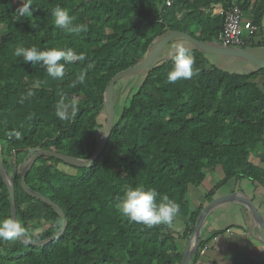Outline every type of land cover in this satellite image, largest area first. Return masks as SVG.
Here are the masks:
<instances>
[{"label": "trees", "instance_id": "1", "mask_svg": "<svg viewBox=\"0 0 264 264\" xmlns=\"http://www.w3.org/2000/svg\"><path fill=\"white\" fill-rule=\"evenodd\" d=\"M20 2L0 0V160L12 183L16 220L34 241L61 225L53 208L20 186V169L36 148L89 158L101 128L97 116L104 110L108 81L138 62L153 39L182 31L218 44L229 7L249 12L258 32L264 15V0H32V16L15 19ZM213 5L220 6L218 14L211 15ZM58 6L88 31L58 29L51 15ZM251 37L240 47L253 46ZM21 45L40 51L71 49L86 59L66 64L65 76L58 80L39 63L15 57L14 49ZM255 46H264V40ZM190 52L196 70L190 80L166 82L171 53L159 59L161 53L143 71L139 85L115 111L106 144L88 168L67 165L72 175L58 169L62 162L52 156L33 162L25 185L58 205L66 227L42 246L0 240V264H179V243L191 234L203 207H192L190 190L209 172L218 168L222 178L207 192L206 202L231 179L264 186V167L251 160L260 155L264 163V68L227 72L209 64L202 51ZM82 72L85 80L78 83ZM62 99L77 107L74 120L56 116ZM127 186L155 188L158 203L164 196L178 202L181 233L167 225L147 228L121 216L117 206ZM7 219L9 191L0 177V222ZM203 245L199 239L189 264ZM230 264H264V258L239 254Z\"/></svg>", "mask_w": 264, "mask_h": 264}, {"label": "clouds", "instance_id": "2", "mask_svg": "<svg viewBox=\"0 0 264 264\" xmlns=\"http://www.w3.org/2000/svg\"><path fill=\"white\" fill-rule=\"evenodd\" d=\"M32 0H22L21 6L17 9L18 17L32 16ZM51 15L54 17V25L69 34L87 32L86 24L74 25V18L70 16L65 8L56 7L52 10ZM14 56L22 58V61L32 65L39 63L46 71L48 76L62 80L66 73V64H71L76 60L83 61L86 56L81 53L77 55L71 49L49 48L40 51L37 47L18 46L14 49ZM173 65L168 71L166 82L174 84L177 80H190L196 75L193 65L195 58L191 55L190 49L184 44H177L171 54ZM63 61L64 63H61ZM85 73H81L77 78L78 83H83ZM35 87L40 86V81H36ZM29 95H32L30 92ZM78 109L73 105H68L64 100H60L56 105V116L61 121L74 120ZM20 138V133L15 134ZM159 195L155 188H144L127 186L123 192V198L120 200L117 211L127 218L130 222L142 224L147 228H153L159 225H167L171 227L179 216L181 208L180 204L167 196L163 197L161 202H157ZM26 229L14 218L0 222V240L3 241H25Z\"/></svg>", "mask_w": 264, "mask_h": 264}, {"label": "water", "instance_id": "3", "mask_svg": "<svg viewBox=\"0 0 264 264\" xmlns=\"http://www.w3.org/2000/svg\"><path fill=\"white\" fill-rule=\"evenodd\" d=\"M174 39L185 40L188 43V45L186 46L189 49L199 50L206 54L235 57L242 61V64L246 69L251 70V71L259 69V68H264V58H258L244 48L229 47L223 44H211V43L203 42L201 40H198V39H195L189 36L188 34L182 31H171V32H168L160 36L159 38L153 39L152 41L153 45L143 53L141 59L138 62H136L134 65L124 70H121L115 73L108 81L105 87V90L103 92V103H104V109H105L104 125L101 131L97 130L96 132L98 136L97 143L89 158L79 159V158L71 157L69 155H66L60 152H54L48 149H42L38 147L34 150V153L26 160L23 167L20 169V173H19L20 181L19 182H20V186L23 192L26 193L28 196L35 198L49 205L51 208H53L56 211V213L59 215L61 219L60 227L58 228L57 231L52 233L49 237L43 240H40V241L30 240L27 237H25V241H21L22 243L30 244L34 246H42L46 244L47 242L57 238L64 231L66 227L65 216L63 212L61 211V209L58 207V205L53 203L49 198L39 193H36L35 191L30 190L25 185L24 183L25 175L28 172L30 166L33 164V162L38 157L48 155V156H52L58 159L62 163L68 166H71V167L88 168L102 152L106 144V141L110 135L113 123H114L115 110H114L113 93H114L115 83L123 77L129 76L134 73L143 72L146 69L150 68L151 65L157 59V57L161 54L166 44ZM171 57L172 56L169 55V58ZM0 177L9 191L10 217L16 220L14 193H13L12 183H11L10 177L8 176V174L6 173L2 165L1 160H0ZM225 203H238L242 205L249 213V216L252 222L258 225L259 227L264 228V218L258 213L253 203L251 202V200L246 194L242 192H231L228 194L216 196L213 199H211L209 202H207L201 208V211L197 215L192 232L189 235L188 242L185 245V248L181 254L179 264H189L190 263L192 256L197 249L201 227H202V224L206 216L215 207L221 204H225Z\"/></svg>", "mask_w": 264, "mask_h": 264}, {"label": "crops", "instance_id": "4", "mask_svg": "<svg viewBox=\"0 0 264 264\" xmlns=\"http://www.w3.org/2000/svg\"><path fill=\"white\" fill-rule=\"evenodd\" d=\"M219 12L220 6L213 5L211 15L218 14ZM242 16L245 21L250 22L252 19L249 12H243ZM242 34L244 36L250 35L247 30H243ZM251 36L253 46L246 47V50L258 58H264V46H255L264 40V15L261 20L260 31L255 30ZM181 43L187 45V42L183 39L173 44L177 45ZM174 49L175 47L172 51ZM240 65L244 67L242 61H240ZM253 163L255 162L253 161ZM255 164L264 167V163ZM221 178V170L216 168L205 176L199 186L193 187L190 190L191 205L193 208L198 205L204 206L207 203L205 199L207 192ZM211 182L213 185L209 184ZM231 192H242L246 194L258 213L264 218L263 185L256 184L247 179H231L216 190L214 197ZM172 227L174 231L177 230V233H181L183 230V219L177 217ZM188 237L179 243L183 250L188 242ZM199 239L204 242V245L197 259L192 264H230L232 259L239 254H247L252 258H264V228L253 223L247 210L238 203L221 204L211 210L202 224Z\"/></svg>", "mask_w": 264, "mask_h": 264}, {"label": "rangeland", "instance_id": "5", "mask_svg": "<svg viewBox=\"0 0 264 264\" xmlns=\"http://www.w3.org/2000/svg\"><path fill=\"white\" fill-rule=\"evenodd\" d=\"M19 4H21V2ZM2 33H3L2 29H0V34H2ZM179 40L180 39H174V41H176V42ZM176 42H172L170 45H167L166 48L164 50H162V52H161L162 54L158 58L162 59V58L168 56L171 53L172 49L176 46L175 45ZM173 43H175V44H173ZM204 56L206 57L207 62H209V64L212 63V64L216 65L217 67H219L221 70H224L227 72L243 73V71H245V69H246L245 67H242L240 65V60L235 58V57L219 56V55L217 56V55L206 54V53L204 54ZM158 61H160V60H158ZM143 75H144V72L134 73V74H131L129 76L121 78L115 84L113 97H114V105H115L114 110L116 111V113H118V111L123 106V104H125V101H126L128 94H130L132 92V90L135 89L139 85ZM104 119H105V109L100 111L98 116H97L98 123L101 125V128L99 129V131L102 130V127L104 125ZM259 158H260V155H257L255 157H251V160L254 161L255 163H261ZM56 166L61 171H65L67 173L69 172L70 174L73 173V170L63 163H59ZM209 184L213 185L212 182ZM177 225H178V223H177ZM172 229H173V227H172ZM175 230H176V227H175Z\"/></svg>", "mask_w": 264, "mask_h": 264}, {"label": "built area", "instance_id": "6", "mask_svg": "<svg viewBox=\"0 0 264 264\" xmlns=\"http://www.w3.org/2000/svg\"><path fill=\"white\" fill-rule=\"evenodd\" d=\"M243 30H247L251 35L256 28L243 19L242 12L237 6L229 7L224 15L222 28L217 34L218 44L241 48L240 46L245 45L250 37V35L244 36Z\"/></svg>", "mask_w": 264, "mask_h": 264}, {"label": "flooded vegetation", "instance_id": "7", "mask_svg": "<svg viewBox=\"0 0 264 264\" xmlns=\"http://www.w3.org/2000/svg\"><path fill=\"white\" fill-rule=\"evenodd\" d=\"M187 45H188V43H187ZM186 46V45H185ZM241 61V60H240Z\"/></svg>", "mask_w": 264, "mask_h": 264}]
</instances>
